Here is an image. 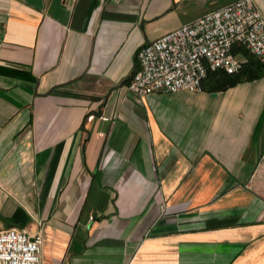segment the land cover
I'll return each instance as SVG.
<instances>
[{
	"label": "crops",
	"instance_id": "1",
	"mask_svg": "<svg viewBox=\"0 0 264 264\" xmlns=\"http://www.w3.org/2000/svg\"><path fill=\"white\" fill-rule=\"evenodd\" d=\"M232 1L0 0V229L40 264H264V63L127 87L143 44Z\"/></svg>",
	"mask_w": 264,
	"mask_h": 264
},
{
	"label": "built area",
	"instance_id": "2",
	"mask_svg": "<svg viewBox=\"0 0 264 264\" xmlns=\"http://www.w3.org/2000/svg\"><path fill=\"white\" fill-rule=\"evenodd\" d=\"M234 46L264 63V17L253 0L232 1L143 44L127 87L139 96L197 92L208 72L240 70ZM41 242L24 229H0V264H40Z\"/></svg>",
	"mask_w": 264,
	"mask_h": 264
},
{
	"label": "trees",
	"instance_id": "3",
	"mask_svg": "<svg viewBox=\"0 0 264 264\" xmlns=\"http://www.w3.org/2000/svg\"><path fill=\"white\" fill-rule=\"evenodd\" d=\"M234 52H235V49L234 50L232 49V53H234ZM208 73H210V74L217 73L218 74L217 76L219 78L224 79V81L227 85H231L240 79L239 77H237V74H239V72L235 73V74H227L223 71L208 72Z\"/></svg>",
	"mask_w": 264,
	"mask_h": 264
}]
</instances>
